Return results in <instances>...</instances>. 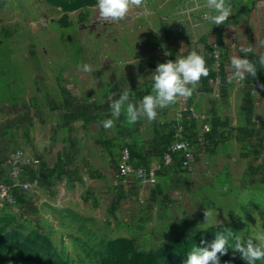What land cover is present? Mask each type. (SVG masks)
I'll return each instance as SVG.
<instances>
[{
	"label": "crops",
	"instance_id": "crops-1",
	"mask_svg": "<svg viewBox=\"0 0 264 264\" xmlns=\"http://www.w3.org/2000/svg\"><path fill=\"white\" fill-rule=\"evenodd\" d=\"M227 3L234 14L214 25L210 18L204 21L200 11L188 12L192 5L187 0H152L158 21L148 50L140 38L132 52L126 44H111L106 31L70 30L69 81H56L52 73L31 63V48H43V30L31 36L27 24H14L13 16L0 13V162L4 144L20 142L32 156L30 172L38 181L31 195L33 208L51 204L77 210L92 202L108 203L109 208L111 193L120 189L116 160L121 148L128 144L136 156L143 155L185 100L158 108L153 120L142 116L132 122L126 109L133 89L152 94L157 64L191 51L203 55L207 64L214 44L226 55L220 73L223 86L218 97L205 92L194 101L211 113L215 142L199 148L190 173L174 170L161 176L160 183L175 188L197 185L199 212L205 215L208 209L215 220L230 213L235 199L246 207L247 197H264V67L257 64L264 55V0ZM234 55L257 64V74L231 79ZM83 64L91 71H82L78 66ZM124 91L129 99L115 116L111 106ZM106 120L113 121L111 128L103 126ZM212 201H219L217 211Z\"/></svg>",
	"mask_w": 264,
	"mask_h": 264
},
{
	"label": "rangeland",
	"instance_id": "rangeland-1",
	"mask_svg": "<svg viewBox=\"0 0 264 264\" xmlns=\"http://www.w3.org/2000/svg\"><path fill=\"white\" fill-rule=\"evenodd\" d=\"M95 3L0 0V13L13 16L14 24H27L31 36L43 30V48H31V63L52 73L56 81H69L70 30L106 31L111 44H126L132 52L137 38L147 50L154 42L158 19L152 0L133 4L129 17L116 23L98 21ZM160 180L141 186L120 179L109 208L105 202L85 203V209L77 210L51 204L39 210L34 204L33 211L17 214L0 206V264H185L190 251L209 247L216 235L229 231L233 235L221 264H247L234 249L237 237L242 244L251 239L264 247V197H247L246 207L235 199L230 213L219 220L212 216L207 223L199 212L197 185L175 188ZM211 204L216 211L220 207L219 201ZM256 264H264V259Z\"/></svg>",
	"mask_w": 264,
	"mask_h": 264
},
{
	"label": "built area",
	"instance_id": "built-area-1",
	"mask_svg": "<svg viewBox=\"0 0 264 264\" xmlns=\"http://www.w3.org/2000/svg\"><path fill=\"white\" fill-rule=\"evenodd\" d=\"M192 7L188 12L202 13L204 21L210 18L208 1L187 0ZM187 11L186 13L189 14ZM209 74L202 77L193 95L179 104L173 117L163 130L155 136L153 145L141 156H136L132 147L124 145L116 160V173L122 181H135L141 186L158 184L161 176L174 170L190 173L193 170L199 148H208L215 142V129L211 113L197 107L194 97L205 92L219 96L223 86L221 71L225 64V52L219 44L210 47L208 54ZM146 91L135 88L131 94L134 105ZM21 128V126H19ZM25 139V135L23 136ZM5 151L0 162V206L17 214L33 211L32 193L38 188L37 179L32 177L30 168L35 161L20 142L2 145Z\"/></svg>",
	"mask_w": 264,
	"mask_h": 264
},
{
	"label": "clouds",
	"instance_id": "clouds-1",
	"mask_svg": "<svg viewBox=\"0 0 264 264\" xmlns=\"http://www.w3.org/2000/svg\"><path fill=\"white\" fill-rule=\"evenodd\" d=\"M140 0H96L94 7L97 9V20L100 22L116 23L129 17L130 8L133 4L139 5ZM208 7L213 11L210 20L214 25L224 24L229 17L234 14L233 5L227 3V0H208ZM181 48L180 52H183ZM247 53L248 49H241ZM167 54V53H166ZM257 64L264 67V55L259 56ZM257 64H254L247 57L234 55L231 58L232 68L231 79L244 80L247 76L257 74ZM84 72L91 71L88 64L79 65ZM209 68L203 55L191 51L187 55L179 56L174 60H168L164 63H158L152 74L153 88L152 94L145 95L139 102V105L127 104V118L135 122L138 118L146 116L153 120L157 116V109L175 103L180 98H190L197 83L202 77H207ZM129 99L127 91L112 104L113 114L119 116L122 106ZM112 120L104 121L105 128H111ZM211 212L207 209L205 212L206 222L209 223ZM206 223V224H207ZM233 235L231 231L227 234L216 235L214 242L209 247H196L187 254L185 264H221L220 257L227 254L229 246L228 237ZM264 239V237H261ZM234 249L241 253L242 258L247 264H256L258 260L264 259V247L260 244H254L253 240L240 243L239 237L236 238ZM219 254V255H218Z\"/></svg>",
	"mask_w": 264,
	"mask_h": 264
}]
</instances>
